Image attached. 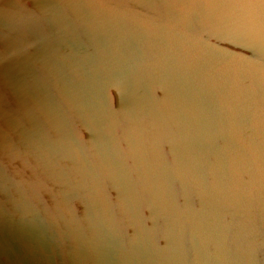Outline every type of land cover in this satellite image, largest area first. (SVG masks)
Masks as SVG:
<instances>
[{"label":"rangeland","instance_id":"1","mask_svg":"<svg viewBox=\"0 0 264 264\" xmlns=\"http://www.w3.org/2000/svg\"><path fill=\"white\" fill-rule=\"evenodd\" d=\"M77 1L78 0H0V30L8 31L10 33V35L4 34L5 36L0 33V42L4 44V48H2L0 45V53L2 52V55L0 56L3 57V59H1L2 57H0V79L2 80V82L0 80V87H2L4 91L6 90V93L9 92L8 94L13 97V100L15 102H18V100L21 101V98L25 97L21 103H17L20 107L15 105L17 106L15 110L19 115L20 112L25 107H27V105L28 107H32L33 104H31L29 100H33L34 103L37 104L39 112L46 113L48 111V108H51L53 105H55V103H53L54 101L52 97L50 96L53 93L59 98L60 101L67 105L68 113H66V115L69 114L70 117L67 115L68 120L70 118V121L72 123L70 128H73L74 132L78 133V139L77 137L74 139L76 140L77 146L79 147L81 152L83 151V149L85 150L84 153L82 152V156L86 160L85 166H79L80 164H75V168L77 170L75 169L76 171L74 172V175L73 170L72 172L71 170H69L68 173H70V180L72 182L76 181L77 185L83 183L84 180L85 182L87 181L90 185L93 182L96 183L94 185L92 184V190L89 192L91 196L94 194L95 190H100V187L98 186L100 185V179H97V177L93 178V181L90 179V170L94 173L97 170L93 171L95 166H93L91 161L88 160L87 155L89 152V156H91V159L93 160V157L101 154L99 153L101 152L100 146H103L104 149H109V152L113 154L114 151H118L119 154H121L123 157V163L125 165L126 163L127 165L130 164L128 165V169H124V177L121 178V182H123V180L125 181V183H123L125 186H120L119 189V193L123 198L122 203H125L127 204L126 206H128L127 202L131 201L132 194L135 196V200L142 198L143 202H146V193L152 188V184L149 183V181L155 174V171L152 170V167L148 165V163L150 162L146 159V154L149 153L150 161H152L153 163L157 161L163 162L164 160H166V157H162L161 153L156 148L157 146L155 147L154 145H151L150 141L148 140H151L152 135L155 134H158L160 137L162 135H165L164 127L168 128L167 124L160 116V109L157 102L149 98V96H151L153 99V96L156 95L154 85L158 84L161 81L163 77L161 73L163 72L156 68V74L147 75L146 69L143 64L137 62V60H139L138 56H136V59L133 58L130 62L126 54L120 48L111 51V44H115L116 42H118L117 39L119 36V32L121 31L119 28L124 24V21L122 19L116 16H107L105 14V6H113V4H115L114 2H116L115 0H110L113 3H111L110 1L109 3H106L107 0H79V4H75V2ZM172 1L174 2V0H171V4H167L165 0H148V4H146V6L142 1L120 0L118 1V6H113L114 8L116 7L115 9H118L120 15L126 18L128 17V25L131 28L129 34L131 36H135L140 42H142L144 53L150 60H153L157 55L155 42L153 41L154 39L152 35L145 36L143 34L140 28V23H138V21H145L150 25L154 21H161L165 19L168 20V18H170V15L167 13V11H169L170 14H172L171 19L173 20V23H175V26H182L181 22L174 18L172 9H176V7H174L175 5L172 4ZM203 1L204 4H202V0H192V10L190 12H187V14L185 15V23L187 24V27L190 30L194 31V33L196 31L195 36L199 42L226 51H234L237 56L241 58L240 63L242 64V73L247 75L250 80H255L256 85L253 89L256 93H250V95L247 96L245 92H242V103L244 104L245 108L242 109V113L239 111L236 112L237 110H234L230 105L227 106L230 109L229 115H232V117L235 119V129L232 135L227 134L225 137H223V135H220V137L224 145V154H226V156L231 160V167H233L234 170L227 173L223 172L216 160L213 159L212 154H210L214 161V164L211 167H204L205 169L203 170V173L205 184L203 190L188 174H186L187 181L185 183V186L179 183L178 170L172 161V168L174 170L173 173L175 176H172L170 174L169 180L166 178V182L161 184V191L163 193L162 197L167 203L168 210H170L172 204H177L178 209L180 208V206L183 207L186 200L187 204L191 206H197L199 209L200 207L204 206V208L207 209L206 217L208 219L210 218L209 213H211L212 211H214L215 213L217 212L221 223L224 226V235H222L221 238V244L223 246V257L229 260L231 264H257L256 261L258 260V258L264 264V154H262L261 156L257 153V148L255 146V143H253L252 141L250 132L248 131L247 127L243 125L242 120H240L244 118L242 115L244 114L243 111L248 113V108H251L254 111L251 112V115H254V118L256 120L257 133H261L260 135L264 136V0H217L219 2L218 4H220L221 7L225 9L228 16L233 17L234 21H240L242 28L246 30L249 38L244 40V42L236 40L224 29L215 27L216 7L214 6V0ZM161 2H163V4H161ZM26 5H28V7ZM65 9L67 12L65 11ZM82 9L84 11L86 10V14L83 13L84 11ZM53 13L54 15L52 16ZM66 13H70V15H68L74 18L72 19L73 23L68 19ZM83 15L84 17L85 15L87 17L83 19ZM149 16L152 17L150 18ZM61 19L63 20V23H61L63 28H61L60 24V22H62ZM83 20H85V22ZM88 20L90 21V23L88 22ZM65 21H68V24ZM54 23H58V25L60 26L61 29L59 33H57L58 25L55 32V28H53L55 27ZM74 23L78 25H75ZM87 23L90 24L89 27ZM50 25H53V29ZM65 26L67 31L65 30ZM76 26L79 27L77 29L79 31V34L75 30ZM56 34L57 37L62 35L61 38L58 37L60 40L56 38ZM97 34L98 36H96ZM79 35L83 38H81ZM20 37L28 40V46L25 47L26 49L21 46L22 42ZM99 40L102 41L103 47L101 46V41L99 42ZM84 41L86 42V46H88V42L93 44L96 48V51H90L86 48L85 45H79L80 42L83 43ZM31 44H33V46H36V49L32 51L29 50L30 53H27L25 50L30 49L29 45ZM57 45L61 46L62 50H59ZM50 46L53 50L57 48V50H55L56 52L65 51V55H67L68 53L74 55L77 52L82 58H78L75 65H72V63H65V66H63L61 62L64 63V60L61 62L57 61L54 56L50 54ZM45 50H47V52ZM72 52L74 53L72 54ZM12 54L14 57L12 56ZM6 58L8 61L6 60ZM12 58H15L16 60H13ZM25 60H28L29 62L26 63ZM1 63H3V65ZM54 64H57L56 68ZM82 65H84L85 68H82ZM53 66L56 70L53 68ZM61 66H63L64 68ZM24 67L26 69H24ZM50 67L51 69H49ZM58 67L60 71L57 70ZM52 70H54V72ZM116 70L117 75H115ZM55 71H57L60 75ZM39 74H42L44 76L45 79L43 82L39 80ZM71 75L73 76V78L71 77ZM54 76L55 78H53ZM145 77H147L148 81L147 89L143 82V79ZM7 80H11L12 83H9ZM39 81L42 85L40 90H42V95L44 96L46 102L44 101L43 96H40L39 94L36 95L35 92L31 90L32 84H37L39 83ZM57 81L58 83H56ZM2 83H5V85ZM10 84L13 86H11ZM72 88H74V90ZM49 90L52 93L49 92ZM11 91H14V96L11 94ZM66 95L69 97L70 101L72 100V104L74 106L76 105V110L66 103L67 101L64 99ZM78 97L81 99V101H83L82 99L85 100V102L83 101L84 106H81L83 105V102L81 104V102L77 100L79 99ZM106 98H109L110 102L108 104H104V112L101 111L100 117L95 119L94 129L91 128L93 122L91 123L88 119L90 128L88 129V126L86 127L83 122H81L80 115H82V117L84 116L83 118H86L85 115H87V112H91V110L93 109L100 108L99 105L97 106L98 108L92 106L93 102L97 104H103ZM111 101H113V103H111ZM12 107H14V105ZM33 108L36 112L38 111L34 106ZM77 109L83 113L80 114L81 112H78ZM162 110H164L163 107ZM3 115L4 114H2L1 116L0 114V117L4 118ZM48 115H50V113ZM50 116L53 117V113ZM13 120L14 124L12 125L14 126H11L12 130H10L8 126L3 124L4 127L9 131L10 135H14L13 130L16 131L17 129L16 136L18 137L19 135L20 138L18 139H21L22 142H25L22 143L24 144L21 145L22 148L15 147L11 152H9V150L4 145L2 146L0 142V152L2 153L0 154V162L1 160H4V156H6V159L3 161L5 163L4 165L7 167L8 171H10L8 173L11 175L14 174L13 176L16 175L15 177L20 175L19 171L23 172V174H26L27 172L28 175L26 174V176L30 177L29 179H31L32 182L38 186V190L43 192L41 194L42 197L38 196V199L40 200L43 198L42 201H44V203L46 204V212L48 214L51 213L50 215H52V213L57 214V204L58 202L60 204H63V201L61 200L59 195L55 196V194H58V192L56 191V188L52 187L54 186L52 181L43 170V168H41L40 160H43L42 162L46 163V160L48 159L47 162L49 164H44L48 165L46 167H52L51 173H49L50 171H48L49 175H58L60 179L61 175L57 174V171L54 170L55 168L53 166H57L59 162L64 168H67L65 166V160L67 161L68 159L66 157V159L64 160V158L59 155L58 161L56 162V155H51L52 151L55 149V151L58 152V147L56 148V146H50V149L51 147L52 149L51 151H49V153L44 150L45 155L46 153L50 154L47 156H44L40 154V152H37L43 150V148L41 147L44 146L42 142H45V140H36L39 134L38 129L35 128L33 120L32 123L29 122V127L28 125H26V122L23 121L27 126L26 130H22V128L19 129L17 121L14 118ZM48 120H50V118H48ZM4 122L5 120L3 119V123ZM49 122H46V128L48 127L47 129L50 130L48 131L52 132V126L54 125V122H52L51 124ZM118 136L119 138H121L119 139ZM25 137L28 140H24ZM238 137L241 139V141ZM79 139L81 140V143L79 142ZM82 140L84 143L82 142ZM119 140H125V144L124 141H122V144L127 145V148L123 145L126 152L121 150V142H119ZM37 141H39L41 144H39V142L37 143ZM18 143L20 145V141H18ZM88 143L90 146L88 145ZM145 144L146 148L144 147ZM23 146H27V150ZM29 146L31 147L30 150H32V152L28 151V149L30 148ZM34 146H37V150L35 148L32 149ZM53 147H55V149H53ZM39 148L41 149L39 150ZM261 149H264L262 145H260V150ZM34 150L37 153H34ZM46 150H49V148ZM92 151H94V153H92ZM3 153L5 155H3ZM38 153L40 154V156ZM124 153H127V161L124 159ZM19 155H23V157L20 158ZM129 155L131 159L129 158ZM41 156L44 157L42 158ZM26 157L29 158L30 163H33L30 164L29 162H27ZM47 157H49L50 159ZM44 158L46 160H44ZM124 160L126 162H124ZM6 161L9 163H7ZM11 161L13 164L11 163ZM19 162H22V164H20ZM6 163L8 165H6ZM16 164L18 165L17 168ZM44 164L42 165L44 166ZM96 166L98 169V163H96ZM147 166L148 169L146 170L145 167ZM19 167L22 169H20ZM119 167H122V165L120 164ZM72 169L74 168L72 167ZM30 172L33 173L31 174ZM98 172L102 175L103 179L105 177V174H102L101 169L98 170ZM34 174H37V178ZM41 174L44 176V178H41L43 177ZM55 176L53 177V179L57 177ZM38 178L39 181L37 180ZM59 179L58 181H60ZM41 180L47 182L48 185L46 183V185L42 183ZM69 181L67 182L71 184V181ZM216 181L218 182V184L220 183V185L216 184ZM65 183L66 182H64V184ZM174 185L176 186V190L174 189ZM51 187L55 193L54 196L50 192ZM130 191H132V194L129 193ZM77 193L78 194L74 192L75 196L70 198L73 203L75 200L78 201L80 198L79 196L81 195V193ZM106 193L107 195H115V193L108 187H106ZM95 198L97 200V197ZM56 199H58L59 201L57 202ZM85 199L88 200L87 196H85ZM96 200H94L95 204ZM126 206L125 208L120 209L121 212L119 211V213L117 212L118 209L114 213L111 212L112 218H116L117 216L116 219L119 222L118 224H120L121 226L123 236L127 237V229H130V223L137 224L138 220H140L141 223L137 224L134 227V230L139 231L141 230V227H143L147 233L150 232V235H152L155 240H157V242H155L156 247L157 245L163 247L166 231L172 229L174 225L171 216L165 219V217H163L162 215V211H158L156 214L153 213L151 215L147 212L148 214L146 216H142V218L136 219L135 214L133 213V209L130 207L127 208ZM70 207L71 206L69 205V208ZM1 209L2 208H0V219L2 218L1 216H5V218L7 219L2 218V220H0V231L4 234L6 233L9 238H16L18 235L16 232H13L14 229H16L14 228L15 226L13 225V220L10 219V217H7L6 213L3 211V209ZM64 209H66V206H64ZM73 210H75V208ZM65 213L67 214V212ZM25 214L26 213L21 212L18 216L19 221L22 224L21 227L23 228L26 226L25 228H27L16 229L18 234H20L19 237L24 238V240L28 238L29 242L27 243L32 242L36 244L37 240L39 241V243L41 240L48 243V232L45 230L46 234H44L42 233V229L39 225H32L31 223H29V221L24 218ZM83 220L84 215L83 213H81V226L84 224ZM41 225L43 224L41 223ZM93 229L95 230L96 235L99 234L101 236L100 229L97 225L93 226ZM96 230L98 233H96ZM84 231H86L90 236V233L86 226ZM186 233L187 232H184V234ZM27 234L29 236L26 237ZM31 234H33V236H31ZM172 234L173 232L169 233L170 239ZM2 237L3 236H1L0 234V241H2L3 243L4 241L2 240ZM117 237L120 238L118 235ZM173 237H175V235H173ZM31 238L33 239V241ZM17 239L18 238H16V240ZM66 239L69 243L72 242L73 245V243H75V239L80 240V237L73 230H71L67 232ZM185 239H187L186 243L188 244L186 245V261L194 263V258H200V251L194 244L192 234L189 233L188 235L187 233L185 235ZM205 241V246L210 249L209 255L211 258V262L213 264H217V257L219 256L217 255V240L209 234V237L205 238ZM10 242L13 243L12 240ZM72 245L70 246L73 247L74 245ZM167 245H169V243H167ZM17 247L19 249V247H21L20 244H18ZM93 249L96 250L97 253L102 254V251L99 247H93ZM63 252L65 253L66 251L64 250ZM2 258L6 259L7 257L3 255ZM190 258L192 259L191 261ZM75 261L74 263L71 261L70 262L73 264H86L82 262L80 263L78 262V260Z\"/></svg>","mask_w":264,"mask_h":264},{"label":"bare ground","instance_id":"2","mask_svg":"<svg viewBox=\"0 0 264 264\" xmlns=\"http://www.w3.org/2000/svg\"><path fill=\"white\" fill-rule=\"evenodd\" d=\"M78 1L75 2V4H79ZM109 1L110 0H107L106 3H109ZM115 1L116 2H114L115 4H113V6H118L119 5L118 1L120 0H115ZM137 1H142L144 5L148 4V0H137ZM165 1L167 2V4L171 2V0H165ZM189 1L187 0H174V2L172 1V4L175 5L174 7H176V9H172L174 18H176V20L181 22L182 26L179 27L175 26V23H173V20L171 19L172 14H170L169 11H167V13L170 15V18H168V20L165 19L161 21L160 20L154 22L151 21L152 24L150 25L145 21H138V23H140V28L143 34L145 36L148 35L153 36L154 39L153 41L155 42V46L157 50V55L154 57L153 60H150L148 56L144 53L142 42H140L135 36H131L129 34L131 28L128 25L129 24L127 20L128 17L126 18L120 15L118 9H115L116 7L114 8L113 6L110 5H106V6L104 5L105 14L107 16H116L124 21L123 26L119 28L121 31L119 32V36L117 39L118 42H116L115 44H111V47L109 46L111 48V51L120 48L126 54L130 62L133 58L136 59V56H138L139 60H137V62L143 64V66L146 69L147 75L156 74L157 73L156 68H158L160 71L163 72L161 73V75L163 76V77L161 76L162 77L161 81L158 84L154 85L155 86L154 90H156L155 91L156 95L153 96V99L151 96H149V98L157 102L158 107L160 109V116L162 117L163 121L167 124L168 128L164 127L165 135H162L160 137L158 134H155L152 135L151 140L150 139L148 140L150 141L151 145H154L155 147L157 146L156 148L161 153L162 157H166V160H164L163 162L157 161L153 163L152 161H150L149 153L146 154V159L149 160L150 162L148 163V165L151 166L152 170L155 171V174L152 177L153 179L151 178V180L149 181V183L152 184V188L146 193V197H145L147 200L146 202H143L142 198L135 200L134 198L135 196L132 194V191H130L129 193L132 195H131V201L127 202L128 206H126L127 204L122 203L123 198L119 193V189L120 186L122 187L125 186L123 184L125 183V181L123 180V182H121L122 181L121 178L124 177V169H128L129 168L128 165L130 164L127 165L126 163L125 165L123 163V157L121 154H119L118 151H114L113 154L109 152V149L108 150L104 149L103 146H100L101 152L98 151L101 154H98L97 156L95 155L96 157H93V160L91 159V156H89V152L87 155L88 160H90L93 166L96 167V168L94 167L93 171L97 170L95 171V173L91 172L90 170L89 173L91 176L90 179L92 181L93 178L95 177H97V179H100V185L98 186L100 187L101 191L98 189L95 190L94 188L95 192L91 196L89 192L92 190L91 189L92 184L94 185L96 183L91 182L92 184L90 185L87 181L85 182L84 180L83 183L77 185L76 181L72 182L70 180V175H69L70 173H68L69 170H71V172L73 170V175H74V172L77 170L75 168L76 166L75 164L77 165L80 164L79 166L81 165L85 166L86 160L82 156V152L84 153L85 150L82 148L83 151L81 152V150L77 146L76 140L74 139L76 137L78 139L79 137L77 135L78 133L74 132L73 128H70L72 123L70 121V118L68 120L69 114H67L68 116L66 115V113H68L67 105H65L62 101H60L59 98L55 96V94L53 93L50 96L52 97L54 101L53 103H55V105H53L51 108H48V111L46 113L39 112L37 104L34 103L33 100H29L31 104H33L32 107H28L27 105V107H25L20 112L19 115L15 109L17 106H19L18 104L21 103L25 97H22L21 101L18 100V102H15L13 100V97H11L8 94L9 92L6 93L5 92L6 90L4 91L3 88L0 87V114L1 116L2 114H4L3 115L4 118L0 117L1 145L2 146L4 145L9 150V152L13 151L15 147L22 148L21 145H24L22 143H24L25 141L22 142L21 139H18L20 137L18 133H17L18 137L16 136L17 129L16 131L13 130L14 131L13 133L15 135L14 137V135H10L9 131L4 127V125L8 126L10 130H12L11 126H14L12 125L14 124L13 123L14 122L13 118H14L18 123L19 129L22 128V130H26L27 129L26 125H28L29 127L30 126L29 122L32 123L33 120L35 128L38 129V134H39L38 137L36 136L37 137L36 140L39 141L45 140V142H42L44 144V146L41 147L43 148V150L37 152H40V154L47 156L50 154L46 153L45 155V151L49 153V151H51L52 149V147L50 149V146H56V148L58 147L57 148L58 152H56L55 147H53V149L55 150H53L51 153V155L53 156L56 155L55 156L56 162L58 161L59 155L62 156L64 160L66 159V157L68 159L67 161L65 160V164H66L65 166L67 168H64L62 164H60L59 162L57 166H53L51 164L55 168L54 170L57 171V174L61 175V176L59 175L60 179L58 175H56L58 178L53 174L52 176L49 175V173H51L52 167L51 166H50L51 168L46 167L48 165L45 164H49L47 162L48 159L46 160L44 158V160H46V163L44 162L45 164L42 162L43 160H40L41 168H43V170L46 172V174L52 181L54 185L52 187L56 188V191L58 192V194H55L51 187V191H50L51 194H53V196L54 194L55 196L59 195L61 200L63 201V204L62 203L60 204L58 202L59 200L56 199L58 202L57 211H56L57 214L52 213V215H50L51 213L48 214L46 212L45 209L46 204L44 203V201H42L43 198L40 200L38 199V196L42 197L41 194L43 192L39 191L38 186L34 184L31 179H29L30 177L26 176L27 172L26 174L25 173L23 174V172L19 171L20 175L15 177L16 175L13 176L14 174L11 175L8 173L10 171H8L7 167L4 165L5 163L3 161L6 159V156H4L5 157L4 160H1L0 208L3 209L7 217H10V219L13 220V225L15 226L14 228L16 229H20V228L24 229L26 227V226L23 228L21 227L22 224L18 218L21 212L26 213L24 218L27 219L29 223H31L32 225H39L40 228L42 229V233L44 234H46L45 230L48 232L47 233L48 243L42 240L40 241V243L37 240L36 244L32 242L27 243L29 242L28 238L26 240H24V238H20L19 237L20 234H18L16 229H14L13 232L17 233L18 235L16 237L18 238L17 240L15 237L9 238L6 233L4 234L3 232L0 231L1 236H3L2 240L4 241L3 243L2 241H0V264H73L75 260H78V262L80 263L82 262L86 264H186V263L191 264L192 262L186 261V256H187L186 245L188 244L186 243L187 239H185V235L187 233L188 235L189 233L192 234L194 244L200 251V255H199L200 258H194L193 259L194 263L192 264H213L211 262V258L209 255L210 249H208L204 244L206 243L205 238L209 237V234L217 240V244H218V246L216 245L218 252L217 255H219L217 257V264H231L229 260L223 257V246L221 244V240H222L221 238L222 235H224V231H223L224 226L221 223L218 213L212 211L211 213H209L210 218L208 219L206 217L207 209L204 208V206L200 207L199 209L197 206H191L187 204L186 200L183 207L180 206V208L178 209L177 204H172L170 210H168L167 203L165 199L162 197L163 193L161 191V184L166 182L165 179L167 178L169 180L170 174L172 176H175L173 173L174 170L172 168L173 167L172 161L178 170L179 183L185 186V183L187 181L186 174H188L192 179L195 180V183L203 190L205 184L203 170L205 169L204 168L205 166L211 167L214 164L213 159L216 160V162L218 163L219 167L222 169L223 172L227 173L229 171L234 170L233 167H231V160L226 156V154H224V145L220 137V135H223V137H225L227 134L232 135L235 129V119L232 117V115L231 116L229 115L230 109L227 106L230 105L234 110H237L236 112L239 111L242 113V109L244 108V104L242 103V92H245L247 96L250 95V93L252 94L256 93L253 89L255 88L256 85L255 80L253 79L250 80L247 75L242 73V69H241L242 64L240 63L241 58L237 56V54L234 51L231 50L226 51L199 42L195 36L196 31L194 33V31L190 30L187 27V24L185 23L186 22L185 15L187 14V12H190L192 10L191 9L192 0ZM218 3L219 2L217 0H214V4H215L214 6L216 7L215 27L219 29L220 28L224 29L225 31L228 32V34H231L236 40H239L240 42H244V40L249 38V36L247 35L246 30L242 28L240 21H234L233 17H229L225 9L222 8L221 5ZM161 4H163V2H161ZM202 4H204L203 0H202ZM26 6L28 7V5ZM85 11L83 12L84 14H86ZM68 14L70 15V13ZM68 14H67L68 19L72 22V19L74 18H72ZM53 15L54 13L52 14V16ZM82 17L84 19L87 16L85 15L84 17L83 15ZM83 21L85 22V20ZM65 22H67L68 24V21ZM88 22L90 23L89 20ZM61 23H63V20L62 22H60V24ZM74 24L78 25L76 23ZM53 25H50L51 28ZM57 25L58 23L55 24V27H53L55 28V32L57 30L56 28ZM66 26H65V30H66ZM89 26L90 24H88V27ZM76 27L75 30L79 34V31L77 30L79 27L77 28ZM61 28H63L62 24H61ZM61 28L58 25L57 33H59ZM0 33L2 35L4 34L10 35L8 31L0 30ZM61 36L58 37L61 38ZM96 36H98V34ZM58 37L56 34V38L60 40ZM20 39L22 42L21 46H23L24 48L27 47L28 40H26L23 37H20ZM100 41L101 40H99V42ZM100 43L101 46L103 47L102 41ZM85 44L86 42L84 41L83 43L80 42L79 45L82 46ZM0 45L2 48H4L3 43L0 42ZM57 46L59 50H62L61 46L59 45ZM88 46H86L88 50L96 51L95 46L90 42H88ZM29 48L30 49L25 50L27 53H30L29 50L31 51L35 50L36 46H33V44H31L29 45ZM50 49H51L50 54L54 56V58L57 61L61 62L64 60V63L61 62L63 66H65V63L67 64L72 63V65L73 64L75 65L76 60H78V58L79 59L82 58L80 54H78L77 52L74 55H71L69 53L65 55V51L56 52L55 50H57V48L53 50L51 46ZM47 50L45 51L47 52ZM1 53L0 55H2ZM73 53L74 52H72V54ZM1 59H3V57ZM28 60L27 61L25 60L26 63L29 62ZM1 64L3 65V63ZM54 65L56 68L57 64ZM82 66H83L82 68H85L84 65ZM51 67L49 69H51ZM59 67L57 70H59ZM24 69L26 68L24 67ZM117 70L116 72L114 71L115 75H117L116 74ZM52 71L54 72V70ZM57 74L59 73L57 72ZM71 77L73 78L72 75ZM53 78H55V76ZM44 79H45L44 76L41 74L39 80L43 82ZM7 81L9 83H12L11 80L10 81L7 80ZM143 82L147 89L148 87L147 77L143 79ZM56 83H58V81ZM2 84L5 85V83ZM41 87L42 85L39 81V83L37 84H32L31 90H33V92H35L36 95L39 94L40 96H43L42 95L43 92L42 90H40ZM72 89L74 90V88ZM49 92L51 91L49 90ZM11 94L14 96L15 95L14 91H11ZM64 99L67 101L66 103L68 105H70L72 108L76 110L75 107L76 105L74 106L72 104L71 102L72 100L70 101L67 95L64 97ZM110 99L106 98L103 104L102 103L97 104L94 102L93 104L91 103L92 106L94 107H97L99 105L100 108L97 107L99 110L93 109L91 110V112L89 111L87 113L85 110V113L87 114L85 115L86 118H83L84 116L82 117V115H80L81 117L79 116L81 122H83V124L86 127L88 126L87 127L88 129H90L88 124V119L91 123L93 122L91 128L94 129L95 119L100 117L101 111L104 112V108H105L104 104H108L110 102ZM77 100H79L81 104L83 101L85 102L84 99H82L83 101H81L80 98ZM44 101L46 102L45 98ZM84 102L83 105L81 104L80 105L84 106ZM111 103H113V101H111ZM13 105L15 108L12 107ZM33 106L36 108V110H38L37 112L34 110ZM162 107L164 108V110H162ZM80 110H78V112ZM248 110H249L248 113L243 111L244 114L242 115L244 118L240 120H242L243 125H245V127H247L248 131L250 132V135L252 136V141L253 143H255V146L257 148V153L262 156V154H264V149L260 150V145L264 147V136L260 135L261 133L260 134L257 133L256 120L254 118V115H251V112L254 111L251 108H248ZM49 113L50 115L53 113V117L48 115ZM82 113L83 112H81L80 114ZM48 118H50V120H48ZM3 119L5 120L4 123H3ZM44 120L46 122L50 121L49 122L50 124L54 122V125L52 126V132H49L50 130L47 129L48 127L46 128L47 123ZM23 121L26 122V125ZM26 139L27 138L25 137L24 140ZM18 141H20V145ZM39 141H37V143ZM80 141L81 140L79 139V142ZM122 141H124L125 144V140H119V142H121L120 144L121 150L125 151L124 146H126L127 148V145L122 144L123 143ZM39 144L41 143L39 142ZM23 147H25V149L27 148V146H23ZM36 147L37 146H34L32 149L35 148L37 150ZM144 147L146 148V144L144 145ZM41 148H39V150ZM48 148L49 150H46ZM30 149L31 147L28 149V151L32 152V150ZM33 152L35 153L36 151L34 150ZM92 153H94V151H92ZM0 154L2 153L0 152ZM126 154L127 153H124V157H125L124 159L127 161L128 159H126ZM210 154H212L213 159ZM3 155L5 154L3 153ZM44 156L41 157L43 158ZM22 157L23 155L20 156V158ZM125 160L124 162H126ZM26 161L29 162L30 161L29 158L26 157ZM7 163L6 165H8ZM19 163L22 164V162ZM32 163L33 162H31L30 164ZM96 163H98L99 168L102 170V174H105V177L103 179H102V175L98 172V170L100 169L99 168L97 169ZM42 164H44L45 167ZM120 164L122 165V167H119ZM17 167L18 165L16 166V168ZM72 167L74 169H72ZM145 169L147 170L148 166L145 167ZM48 171L50 172L48 173ZM37 174H34L36 175V178H37ZM54 176L56 177L55 179H53ZM41 178H44V176ZM58 179L60 181H58ZM37 180L39 181V178ZM43 180H41L42 183L44 184L46 183L48 185V183ZM69 180L71 181V184L67 182ZM63 181L66 183L64 184ZM216 184H218L217 181ZM218 185H220V183ZM106 187L110 188L115 193L116 197L115 195H110V194L107 195ZM174 189L176 190L175 185H174ZM74 192H76V194H78L77 192H79L81 193V195L79 196L80 197L79 200L78 201L75 200L73 203V201L70 198L75 196ZM85 196H87L88 200L85 199ZM95 197H97L98 201L96 200ZM94 200H96V204ZM69 205L71 206L70 208ZM64 206H66V209H64ZM125 206L127 208L130 207L133 209V213L135 214L136 219L142 218V216L144 217L148 213L150 215L153 213L156 214L158 211H162V215L163 217H165V219L171 216L172 221L174 223L172 228L173 230L170 229L169 231H166L163 247H161L160 245H157L156 247L155 242H157V240H155V238L152 235H150V232L147 233L143 227H141V230L139 231L134 230V227L137 224L141 223L140 220H138L137 224L130 223L129 224L130 229L129 230L127 229V237L123 236L121 231V226L120 224H118L119 222L116 219L117 216L116 218L115 217L112 218L111 212L114 213L118 209L117 212L119 213L120 209L125 208ZM74 208L76 211L73 210ZM65 212H67V214ZM81 213H83L84 215V220H83L84 226L82 225L83 227L81 226V221H80ZM1 217L3 219H7L5 218V216H1ZM2 218L0 220H2ZM41 223L45 226V229L44 226L41 225ZM94 224L97 225L100 229L101 236L97 234L100 237L95 234V230L93 229V226H95ZM85 226L88 229L90 236L87 234L86 231H84ZM71 230H73L80 237V240L75 239V243H73L74 246L72 245V242H70L71 243L70 244L66 239L67 232ZM171 232H173V234L171 235V239H170L169 233ZM184 232L187 233L184 234ZM96 233H98L97 230ZM117 235L120 238H118ZM173 235H175V237H173ZM27 236L29 235L27 234L26 237ZM31 236H33V234H31ZM9 240L10 241L12 240L14 244L11 243ZM167 243H169V245H167ZM18 244H20L21 246L19 247V249L17 247ZM70 245H72L73 247H71ZM93 247H99L102 251V254L97 253L96 250L93 249ZM64 250L66 251L65 253L63 252ZM3 255H5L7 258L3 259L2 258ZM191 260L192 259L190 258V261ZM70 261L73 263H71ZM256 262L257 264H263V262L259 258Z\"/></svg>","mask_w":264,"mask_h":264}]
</instances>
